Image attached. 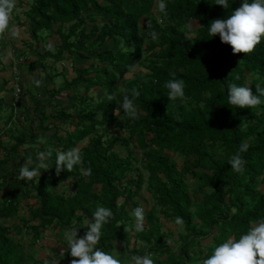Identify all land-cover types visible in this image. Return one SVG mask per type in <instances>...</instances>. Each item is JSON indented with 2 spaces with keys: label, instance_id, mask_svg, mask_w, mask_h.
<instances>
[{
  "label": "trees",
  "instance_id": "trees-1",
  "mask_svg": "<svg viewBox=\"0 0 264 264\" xmlns=\"http://www.w3.org/2000/svg\"><path fill=\"white\" fill-rule=\"evenodd\" d=\"M155 1L32 0L24 24L30 40L36 43L31 69L45 71L42 63L46 60L70 61L74 77L64 79L57 89H45L46 98L63 96L71 102L70 108L42 110L29 120L26 131L13 136V144L0 146L5 154L0 165L8 163L7 156L12 153L19 158L15 174L0 175V219H12L22 201L32 200L27 206L29 218L21 221L29 228L31 243L42 240L46 229L61 231L55 236L59 241L65 239L69 227H80L78 235H83L84 225L96 207L103 205L114 215L104 226L98 246L106 251L116 249L122 261L130 259L131 253L147 250L158 258L157 264H202L218 243L229 235L238 237L251 222L264 218V104L240 108L227 99L228 81L247 83L253 90L257 83L264 86V39L251 52L234 53L219 34L210 36V22L230 15L240 0H229L228 9L216 0H168V15L156 8L157 17H153ZM92 18L104 22L87 30V19ZM190 20L200 25L193 38L180 30ZM151 29L158 32L157 40L149 36ZM41 32L57 34L59 43L51 50L39 48ZM110 41L113 45L109 48L106 45ZM143 52L149 57L145 72L132 73L119 87L117 82L144 59ZM172 72L185 80L182 99L169 100L167 96L164 85L173 78ZM249 74H256L258 80L248 82ZM6 86L7 82L0 81V94L6 92ZM132 88L140 92L135 97L138 117L130 119L122 112L115 127L126 136L111 133L106 138L104 127L112 123L124 90ZM90 91L102 94L89 111L80 106L88 101ZM108 93L115 94L113 100L107 99ZM20 99L10 107L15 109ZM5 104L0 96V115ZM50 130L47 143L37 141L40 132ZM126 139L143 151L141 165L153 196V206L145 212V230L139 233L131 227L134 217L130 211L138 206L134 199L139 196L143 178L138 172L128 177L135 171L130 152L122 157L114 151L116 143L126 145ZM84 140L87 144L80 148L82 163L71 170L56 172L54 152L50 173L41 172L31 180L19 178L21 164L34 160L36 154L55 148L64 152ZM242 142L249 147L240 153L245 161L243 171L236 172L228 161ZM27 144L32 151L29 156L26 149L19 150ZM169 153L185 158L181 171ZM86 168L92 169L91 176L84 174ZM182 175L210 190L198 204L193 203ZM65 182L70 183L66 193H56L54 189ZM156 213L166 220L183 217L184 235L179 237L176 250L166 242ZM15 232L22 231L15 227ZM206 238L210 242L204 254L195 256L192 249ZM67 248L59 254L63 264L73 259ZM29 258L23 245L0 222V264H25Z\"/></svg>",
  "mask_w": 264,
  "mask_h": 264
},
{
  "label": "rangeland",
  "instance_id": "rangeland-1",
  "mask_svg": "<svg viewBox=\"0 0 264 264\" xmlns=\"http://www.w3.org/2000/svg\"><path fill=\"white\" fill-rule=\"evenodd\" d=\"M32 0H16V8L12 14L10 21V29L5 33L0 35V59L2 61V68L0 70V81L7 82L6 92L0 94V96L5 99V108L4 112L0 115V146H10L14 143L13 136L21 133L22 131H26L29 120L34 117L39 116L42 110L47 111L51 110V112L55 111L58 107H69L71 102L67 101L65 97H57L54 100H50V98L45 97V89H57L58 87L63 86L64 79H71L74 77V68L71 65L70 61H65L62 63H54L52 61H44L42 65L45 68V71H41L38 69H31V64L35 60V56L33 53V48L36 47V43L33 40H30V37L27 32V28L25 27L26 12ZM156 1L155 6L153 8L151 16L157 17L156 14ZM145 19L141 20V23L144 22ZM191 21V20H190ZM188 21L186 24L181 26L180 30L184 31L185 34L190 31L188 25L190 23ZM103 19L101 18H92L87 19L86 29L89 30L92 25H97L100 27L103 23ZM193 25L196 26L192 31L200 26L197 22L193 21ZM18 29L19 31L16 34H13V30ZM194 36V35H193ZM193 36L189 38H193ZM56 43H59V37L57 34L53 32H41L40 33V42L39 48H46L49 44L54 47ZM113 43L110 41L107 43V47H112ZM105 47V46H104ZM102 47V48H104ZM144 59L135 66L126 76L121 79V81L117 82V85L120 87L122 82L131 78L132 73H144V67L147 64V59L149 58L145 52ZM90 63L88 62L87 65ZM82 68V65H78ZM33 79H41L42 83L39 87L33 84ZM247 81L250 82L252 80L257 81L258 76L256 74H249L246 76ZM18 86L20 88L21 99L17 103L15 109H12L10 105H12L13 101H15L14 95V86ZM22 92V95H21ZM101 92L94 93V91H90L88 93V101L80 108H85L87 110H92L94 107V103L100 98ZM64 95V93L62 94ZM18 98V97H17ZM19 99V98H18ZM48 101V102H47ZM75 109H79L76 107ZM123 110L120 109V105L116 106V110L114 112V117L112 123L108 126L104 127L107 130L106 138L109 134H118V136L125 137L126 133L120 131L118 132L115 127V123L117 120L121 119V114ZM117 113V115H116ZM98 115V113H97ZM9 122L6 123V121ZM63 128H66V125H62ZM71 129V128H70ZM101 131V130H100ZM52 130L48 132H40L38 134L37 141L45 142L49 140ZM127 144H121V141H118L114 147V151L119 153L122 157L127 155L128 152L131 153V158L133 160V164L135 166V171L128 175V177H134L137 172L142 175L143 184L139 193V196L134 199L135 202H138L137 205H143L145 208V212L150 210L153 206V196L149 191V187L147 184V173L144 171L143 166L141 165V158L143 151L137 148L134 141L126 139ZM87 144V140L80 142L77 146L82 148ZM29 145H22L19 147V150L22 152L24 149L27 150L28 156L32 153L29 151ZM50 155H46L45 163L47 165V169H42L41 172L50 173L52 168L54 167V160L52 159V154L55 152H62L59 149H49ZM47 150V152L49 151ZM154 150V149H153ZM4 153H2L0 148V158L4 157ZM169 158L172 162L176 164V168L178 171H181V168L184 164L185 158L178 154L169 153ZM39 154H36V158L32 160L34 163L38 161ZM193 158H189L192 161ZM8 163L0 165V175L4 172H9L15 174V168L18 165V156L15 154H10L7 156ZM27 161V160H26ZM23 162L21 166L24 164ZM34 166V165H33ZM184 182L186 184L187 190L189 194L192 196L193 203L198 204L203 196L210 192L207 188H202L201 183L198 180H194L186 175H182ZM9 181L12 180L10 176L8 178ZM127 184V181L125 182ZM70 187L69 182H65L60 187L55 188L54 191L56 193L65 194L68 188ZM127 187H130L127 184ZM5 191V188L3 189ZM32 200H24L22 201L18 213L12 219H0V222L9 229L10 235L13 238L20 242L23 245L26 253L31 256L32 259H28L25 264H33L31 261H43L45 264H52V261L55 259L58 261V264H63L59 260V254L61 250L67 247V241L64 239L63 241H59L56 239V235H60L61 231L59 230H49L46 229L44 231V237L42 240L31 243L29 238V228L27 226L21 225V221L23 219H28L29 215L27 212V206L31 204ZM131 208V207H129ZM132 215V210L130 211ZM156 216L159 218V223L161 224V229L165 233V240L170 245L172 250H176L180 240L179 237L183 236V228L182 226H177L174 223V220H166L163 219L158 213ZM135 219V218H134ZM15 227L20 229L22 232L16 233ZM210 242V238H206L202 240L200 245L196 246L192 249V252L195 253V256H201L204 254L205 247ZM111 251L114 255L118 256L116 249L111 248ZM156 258V257H155ZM164 258V257H163ZM158 259V258H157Z\"/></svg>",
  "mask_w": 264,
  "mask_h": 264
},
{
  "label": "clouds",
  "instance_id": "clouds-1",
  "mask_svg": "<svg viewBox=\"0 0 264 264\" xmlns=\"http://www.w3.org/2000/svg\"><path fill=\"white\" fill-rule=\"evenodd\" d=\"M216 4L223 6L225 9L229 8V0H216ZM156 7L164 16L168 15V0H156ZM15 8L16 0H0V34L10 29V21ZM188 27L190 31L185 35L191 37L195 34L192 29L196 26L193 25V21H190ZM207 28L211 37L219 34L221 41L231 45L234 53L251 52L264 39V0H240L239 6L231 9L230 15L213 19ZM18 31V29H14L13 34ZM149 36L152 40H157L159 34L155 29H151ZM48 48L51 50L52 45L49 44ZM170 75L173 78L168 79L164 85L168 90L169 100L184 98L185 80L182 77L177 78L175 72ZM41 83V79H33L35 86L39 87ZM124 91L125 94L120 102V109L130 119H136L138 109L135 104V97H138L140 92L136 88L125 89ZM114 97L115 94L113 93L107 94L109 101L113 100ZM262 97H264V86L260 83H257L255 90H253L247 83L227 82V99L231 105L240 108H252L264 104ZM248 147L247 142H242L239 145V151L232 155L228 161V164L236 172H242L244 169L245 161L240 153L247 151ZM50 151L39 153L37 162L34 163L29 159L20 166L19 178L21 180H31L38 174L40 175L42 169H47L45 158L46 155H50ZM82 159L79 146L64 152H58L56 154V172L59 173L66 169L71 170L74 166L81 164ZM84 174L91 176L92 169H84ZM113 215L111 208L98 205L89 221L84 225L86 231L83 235H78L80 227H69L65 230L64 238L67 241V251L73 257L70 264H157V258L153 257L151 252L147 250L142 254L131 253L130 259L122 261L112 251H106L103 247L98 246L104 235L103 228L110 222ZM132 216L135 218L134 223L131 225L132 229L137 233L143 232L145 230L144 206L141 204L134 207ZM173 219L177 226L184 224L181 216H176ZM52 264H58V261L54 259ZM202 264H264V218L251 222L247 230L238 237L229 235L218 243L212 252L202 260Z\"/></svg>",
  "mask_w": 264,
  "mask_h": 264
},
{
  "label": "built area",
  "instance_id": "built-area-1",
  "mask_svg": "<svg viewBox=\"0 0 264 264\" xmlns=\"http://www.w3.org/2000/svg\"><path fill=\"white\" fill-rule=\"evenodd\" d=\"M15 88H14V95L16 96L15 97V101H13L12 103H13V105L17 102V100H18V98H19V94H20V88L18 87V86H14ZM18 97V98H17Z\"/></svg>",
  "mask_w": 264,
  "mask_h": 264
}]
</instances>
